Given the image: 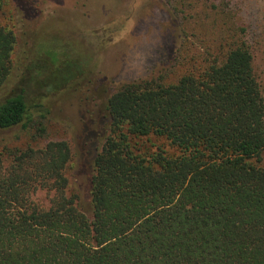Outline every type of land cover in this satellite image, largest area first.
<instances>
[{"label":"trees","instance_id":"1","mask_svg":"<svg viewBox=\"0 0 264 264\" xmlns=\"http://www.w3.org/2000/svg\"><path fill=\"white\" fill-rule=\"evenodd\" d=\"M7 2L0 91L19 40L2 21L16 8ZM180 2L169 68L123 84L91 115L88 208L69 144L46 138L63 87L22 81L0 95V264H264V88L225 11L202 5L191 32L192 0Z\"/></svg>","mask_w":264,"mask_h":264},{"label":"rangeland","instance_id":"2","mask_svg":"<svg viewBox=\"0 0 264 264\" xmlns=\"http://www.w3.org/2000/svg\"><path fill=\"white\" fill-rule=\"evenodd\" d=\"M7 1L16 8L12 15L6 13L2 21L19 40L12 54L10 80L0 95L22 81L24 86L29 83L30 88L40 84L63 87L53 101L61 95L68 97L57 101L51 115L55 119L48 117L46 138L69 144L72 179L80 191L82 205L88 208V172L93 155L88 129L91 115L96 106L103 107L109 93L123 84L154 79L169 68L182 32L172 8L181 2L174 0L171 5L168 0ZM19 4H23V13L29 8V15L21 16ZM184 5L188 10L184 18L191 32L192 19H196L193 16L202 5L225 11L226 19L241 28L253 55L254 71L264 88V0H192ZM25 31L28 38L21 39ZM57 45L61 46L59 53L65 52V57L57 55L61 60L52 56V48ZM52 68L58 72L53 73ZM74 87L81 88L67 95ZM33 131L34 127L18 143L27 142ZM40 195L42 198L44 194Z\"/></svg>","mask_w":264,"mask_h":264}]
</instances>
